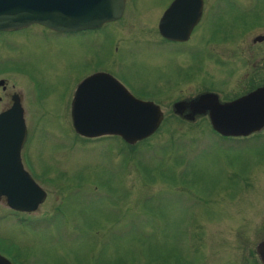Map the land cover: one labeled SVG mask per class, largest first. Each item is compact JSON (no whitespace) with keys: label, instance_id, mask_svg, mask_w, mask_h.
<instances>
[{"label":"rangeland","instance_id":"rangeland-1","mask_svg":"<svg viewBox=\"0 0 264 264\" xmlns=\"http://www.w3.org/2000/svg\"><path fill=\"white\" fill-rule=\"evenodd\" d=\"M169 1L127 0L124 17L104 30L109 42H99L101 32L90 42L39 25L0 35V97L22 98L31 132L25 166L47 194L36 211L17 215L22 224L0 203V252L14 264H257L264 129L225 138L207 116L181 120L172 106L206 92L231 102L264 84V44H253L264 33V0H224L227 15L237 9V22L256 28L241 54L215 50L220 64L205 55L200 37L187 43L197 44L191 57L158 34ZM213 19L214 27L229 20ZM221 31L210 30L215 49ZM104 59L136 98L161 108L151 137L131 145L75 133L73 94Z\"/></svg>","mask_w":264,"mask_h":264},{"label":"water","instance_id":"water-1","mask_svg":"<svg viewBox=\"0 0 264 264\" xmlns=\"http://www.w3.org/2000/svg\"><path fill=\"white\" fill-rule=\"evenodd\" d=\"M182 1L175 0L159 22L160 34L167 40H187L200 19L201 0H188L187 19L180 14ZM125 7L126 0H0V32L32 25L56 33L96 30L118 21ZM262 40L264 34L257 37V41ZM12 101L10 109L0 114V201L4 199L14 211L31 213L45 201L47 194L22 167L20 152L26 128L18 95L14 94ZM172 109L187 121L207 116L220 136L247 137L264 129V86L224 103L218 95L206 92L191 100L178 101ZM70 116L75 133L83 138L113 136L131 145L151 137L164 119L157 104L136 98L106 73H95L77 85ZM257 253L264 264V241L258 244ZM0 264L13 263L0 255Z\"/></svg>","mask_w":264,"mask_h":264},{"label":"flooded vegetation","instance_id":"flooded-vegetation-1","mask_svg":"<svg viewBox=\"0 0 264 264\" xmlns=\"http://www.w3.org/2000/svg\"><path fill=\"white\" fill-rule=\"evenodd\" d=\"M175 0H170L168 2V4H166V6L164 7L163 11H162V14L160 15V18L158 20V25H157V31H158V34L166 41L174 44V45H181V46H184V47H187V50L189 51L191 57H195L193 53H191V50L195 48V46L197 45H194L196 43V40L198 37H200L201 40H205V55L208 57V59H214L216 60L215 63H223V59H222V56L221 54H216L214 51L215 50H220L219 52L222 53V52H225V49H227V47H229V49H232L231 51H228L230 52V54L232 53L233 55H238V50L240 49L241 45L243 44L244 42V37L247 35V33L249 31H251L252 29H255L256 26L253 25L252 23H249L250 25H247V24H244V25H241V22H237V21H240L241 19L239 17H237V13H239L237 11V9H231V10H228L227 13L228 15L226 14V10L223 9V2L224 0H201V3H202V12H201V16H200V19L198 21V23L192 28V30L190 31L189 35H188V39L185 40V41H171V40H167L166 38H164L161 34H160V31H159V22L164 14V12L167 10V8L174 2ZM126 3H127V0H126ZM232 4H235L237 5L238 2L234 0V2H231ZM182 6L179 7V9L181 10L180 14L182 16V19H187L188 18V9H189V6H190V2L188 0H184L182 1L181 3ZM187 7V8H186ZM125 10H126V7H125ZM210 12H212V14H210ZM125 15V11H124V14L123 16L118 20L120 21ZM176 17L178 18V14L176 15ZM213 17H215L216 19L218 20H221L223 18V20H228V22H225L224 24H222V26H215L211 24L210 20H215L213 19ZM228 17V18H227ZM231 20H233V22H231ZM118 21H115V22H111V23H107L105 25H103L101 28L99 29H96V30H83V31H78L76 33H72V34H63V35H73L75 36L76 38H79V39H82L84 41H90L92 42V40L88 39L87 37L89 36H94L95 37V34L97 33H100L103 35V39L102 41H99V42H106L108 41L109 42V35L108 34H105L104 30H106L107 27L117 23ZM210 23L212 26L210 27H207L206 26V23ZM215 24V23H214ZM224 25V26H223ZM225 26L227 28H225ZM229 26V28H228ZM45 28V27H44ZM208 28V29H207ZM210 28V29H209ZM212 29H215V28H220L222 31L219 32L220 36H221V39H219V42H218V45L216 46V49L210 45V41H213L214 40V36L211 37V33H210V30ZM47 29V28H46ZM200 29V32L197 34L198 30ZM205 29V30H204ZM49 30V29H48ZM204 30V34L202 33V31ZM51 31V30H49ZM15 32V31H13ZM53 32V31H51ZM6 33H12V32H0V35H3V34H6ZM205 34H208V35H205ZM264 34V33H263ZM203 36H205V38H203ZM260 36V35H259ZM196 38L195 39V42L194 44L190 45V46H187V43L191 41V39L193 38ZM258 37V36H257ZM256 37V38H257ZM253 39V44H254V47L257 46V45H262L264 44V40L262 41H256L255 42V39ZM97 40V39H96ZM93 44V43H91ZM229 44L231 46H229ZM94 47V46H92ZM232 47V48H230ZM241 54V53H240ZM239 54V55H240ZM105 64L107 65L108 64V59L107 60H103L101 61L99 64L97 65H92L91 67V70L88 71V74L86 73L82 78L81 80L79 81V83L84 80L85 78H87L88 76H91L95 73H106V74H110L112 75L115 79H117L130 93H132L133 90H131L127 83L125 81H122L120 80V78H118V76L114 75L112 72H109V67H104L102 64ZM0 81H3V80H0ZM0 86L2 87V90L3 91H6V83L3 81L2 84H0ZM264 84L262 86H258L256 87L255 89L253 90H249V91H246L244 94H249L250 92L256 90L257 88L259 87H263ZM133 94V93H132ZM14 94H10V96L7 97V95L5 96L4 99H2L0 97V102L2 101L3 103L7 102L8 103L6 104V107L3 108L1 111H0V114L7 111L8 109H10V107L12 106V97H13ZM17 95V94H16ZM18 97H19V101H20V104H21V107L23 109V115H24V123H25V128H26V139H25V143L23 145V148L21 149V152H20V159H21V164H22V167L23 169L29 173V171L27 170L26 166L25 165H29L31 166V162L29 160V157L27 156L28 155V143H29V139H30V136H31V132L29 130V127H28V124L25 120V114H24V106H23V103H22V98L20 97V95L18 94ZM71 107V106H70ZM24 156H25V161H24ZM31 175V173H29ZM32 177V175H31ZM33 178V177H32ZM0 203H5V200L2 199L0 201ZM7 206V205H6ZM8 207V206H7ZM9 208V207H8ZM10 209V208H9ZM12 210V209H10ZM14 213H15V216L14 218H12L16 223H23L24 219L23 218H19L17 215L18 214H31V213H27V212H19V211H14L12 210ZM4 219V218H3ZM1 238V237H0ZM5 239V238H3ZM7 240V239H5ZM264 241V240H263ZM261 243V242H260ZM259 243V244H260ZM257 246L258 244L255 246V250H254V255L256 257L255 259V262L258 264H262L261 263V260L259 258V255L257 253ZM0 255L5 257L6 259H8L11 263H13L8 257H6L2 252H0ZM253 256V255H252ZM251 256V257H252ZM254 257V256H253ZM254 260V259H253ZM253 260H251L250 262H252ZM14 264V263H13Z\"/></svg>","mask_w":264,"mask_h":264},{"label":"trees","instance_id":"trees-1","mask_svg":"<svg viewBox=\"0 0 264 264\" xmlns=\"http://www.w3.org/2000/svg\"><path fill=\"white\" fill-rule=\"evenodd\" d=\"M180 119H181V120H184V119H183V118H181V117H180ZM114 138H115V137H114ZM116 138H117V137H116ZM122 142H123V141H122ZM123 144H124V142H123ZM124 145H125V144H124Z\"/></svg>","mask_w":264,"mask_h":264}]
</instances>
